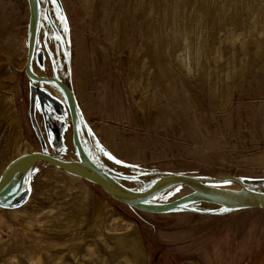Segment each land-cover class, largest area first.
<instances>
[{"label":"rangeland","instance_id":"1","mask_svg":"<svg viewBox=\"0 0 264 264\" xmlns=\"http://www.w3.org/2000/svg\"><path fill=\"white\" fill-rule=\"evenodd\" d=\"M35 1L31 70L69 88L75 135L69 107L19 66L28 0H0V173L33 152L75 162L78 133L87 159L132 192L183 175L232 176L264 193L263 6L250 17L240 1L232 21L205 14L190 62L184 18H195L184 0ZM26 177L0 203V264H264V211H221L204 200L172 210L191 193L175 185L149 199L163 211L147 214L48 164ZM123 233L139 235L145 261L109 238Z\"/></svg>","mask_w":264,"mask_h":264},{"label":"water","instance_id":"2","mask_svg":"<svg viewBox=\"0 0 264 264\" xmlns=\"http://www.w3.org/2000/svg\"><path fill=\"white\" fill-rule=\"evenodd\" d=\"M29 3L30 14L32 16L30 35L28 40L26 63L24 67L25 75L32 81L46 83L54 82L63 87L70 98V122L75 135V105L73 95L69 88L55 77H43L32 74L30 71L31 61L35 46V19L33 18L31 11V4ZM74 140L77 143V139L74 136ZM77 145V144H76ZM78 147V146H77ZM80 151V150H79ZM39 163L48 164L55 167L67 174L76 176L83 180H86L96 186H98L105 194H107L112 200L132 207L140 212L147 214H156L162 212V209H145L140 206L141 203L149 200L157 192L163 188L183 185L187 187L191 193L183 198L185 200L191 195H203L211 200V202L219 203L225 202L232 205L235 209H254L264 211V193L256 192L246 188L243 183L235 177L226 176L219 180H202L183 175H167L159 178L148 189L142 192H127L114 187L105 176L95 167H93L86 159L83 158L80 162H68L61 159L52 157L42 153H30L20 156L13 160L0 174V201H4L11 192H15L19 188L23 177L30 172V170ZM234 181L239 184V190H228L212 186L211 184L217 181ZM18 199L23 195H18ZM181 200V201H182Z\"/></svg>","mask_w":264,"mask_h":264},{"label":"bare ground","instance_id":"3","mask_svg":"<svg viewBox=\"0 0 264 264\" xmlns=\"http://www.w3.org/2000/svg\"><path fill=\"white\" fill-rule=\"evenodd\" d=\"M28 1L31 4V11H32L33 18L36 19V17H37L36 16L37 15V5H36V1L35 0H28ZM211 1H212V6L209 7V4H210ZM240 1L242 2V5L246 9V11L250 14L249 15L250 17H252V13L251 12L254 9V7H258V6H263L264 7V0H197L196 6L193 7V9H192V6H191L192 5V0H184L183 1L185 13L188 14V13H190L189 11L193 10L194 11V18H195V21L193 19L192 22L189 21V16H188L189 14L188 15H185V18H184L185 29H186V34L184 35V43L186 44V47H187V54L186 55H187L188 61L191 62L193 60L194 37H195V34L197 33V28H198L199 24L201 23L202 19L204 18V15L205 14H209L211 16L212 14L220 11L221 16L222 17H225V20L226 21L227 20H230V19H232L234 17L237 9L239 8V2ZM230 21H232V20H230ZM249 21H250L249 23L251 25H254L253 24L254 23L253 22V18H250ZM252 27H254V26H252ZM201 36H202V34H201ZM199 44L200 43H198V46L197 47H200ZM25 63H26V58L19 65L20 68L24 67L25 66ZM30 71H31L32 74H34L32 72V70H31V67H30ZM14 78H15V73H10L8 75V77H7V79L10 80V81H13ZM0 84H3V83H0ZM41 85H42V87L44 86V88H46L53 97H55L56 99H58L59 101H61L64 104L67 103V106H70V98H69V95H68V93L66 92V90L63 87H61L60 85H58L57 83H54V82H46V83L41 84ZM17 132H18V136H20V129L19 128L17 129ZM76 139H77L76 148H78L76 150H78V154H80V159H77L75 162H80L84 158L93 167H95V165L97 163L95 162L96 164L94 165L91 162L93 160L92 158H91L92 159L91 161L88 160L89 158L87 157V152H86L85 145L83 144L82 139H81V137L79 136L78 133L76 134ZM81 147H82L83 151L80 150ZM33 153H36V152H33ZM76 153H77V151H76ZM78 157H79V155H78ZM100 172L105 176V178L114 187H116V188H118L120 190H123V191L132 192L130 190H127L122 184H120L119 182H117L116 180H114L113 178H111L110 176H108L107 174H105L104 172H102V171H100ZM26 178H27L26 176H25V179L23 177V180H22V182H21V184L19 186V189H21V188H23L25 186ZM174 186H169V187L163 188L159 192L164 191V190H166V189H168L170 187H174ZM159 192H157V193H159ZM14 193H15L14 191L11 192L9 194V196L4 201H0V203H3V202H6V201L11 200V198H12V196H13ZM202 200H204V201H211L209 198H207V197H205L203 195L195 194V195L189 196L185 200L180 201L178 204H176L175 206H173L172 210H176L177 211V210L187 209L192 203L194 204V202L202 201ZM219 204H220L219 209L221 211H228V210L235 209L229 203L219 202ZM140 206L143 207V208H145V209H151V210L162 209V208H165L166 207V205H159L158 206V205L152 203L151 200H146L145 202L141 203ZM93 222H94L93 223V227L94 228L96 226L100 225L101 222H102V216L100 215V213L98 211L94 215ZM109 238L112 241H114V243H116V245L119 248H125L130 253H132V255H133V257H134V259L136 261H141L144 258L145 255H144V252H143V245H142V242H141V239H140L139 235H137L135 233H132V234H127V233L126 234H124V233L123 234H112V235H109ZM143 261H145V259H143Z\"/></svg>","mask_w":264,"mask_h":264},{"label":"crops","instance_id":"4","mask_svg":"<svg viewBox=\"0 0 264 264\" xmlns=\"http://www.w3.org/2000/svg\"><path fill=\"white\" fill-rule=\"evenodd\" d=\"M42 84H44V83H42ZM42 88H43V87H42ZM43 89H44V88H43ZM44 90H45V89H44ZM45 91H46V90H45ZM46 92H47V91H46ZM47 93L50 94L49 92H47ZM50 95H51V94H50ZM51 96H52V95H51ZM52 97H53V96H52ZM54 98H55V97H54ZM55 99H56V98H55ZM57 100H58V99H57ZM58 101H59V100H58ZM60 102H61V101H60ZM61 103H62V102H61ZM63 104H64V103H63ZM65 105H67V103H66ZM8 165H9V164H8ZM8 165H7V166H8ZM36 165H37V164H36ZM36 165H35V166H36ZM35 166H34V167H35ZM34 167H33V168H34ZM33 168H32V169H33ZM4 169H5V168H4ZM4 169H3V170H4ZM32 169H31V170H32ZM3 170H2V171H3ZM31 170H30V172H31ZM2 171H1V173H2ZM1 173H0V174H1ZM28 174H29V173H28ZM17 191H19V188L16 190V192H17ZM13 196H14V195H13Z\"/></svg>","mask_w":264,"mask_h":264},{"label":"flooded vegetation","instance_id":"5","mask_svg":"<svg viewBox=\"0 0 264 264\" xmlns=\"http://www.w3.org/2000/svg\"><path fill=\"white\" fill-rule=\"evenodd\" d=\"M44 88V87H43ZM47 92H49L46 88H44ZM50 93V92H49Z\"/></svg>","mask_w":264,"mask_h":264}]
</instances>
